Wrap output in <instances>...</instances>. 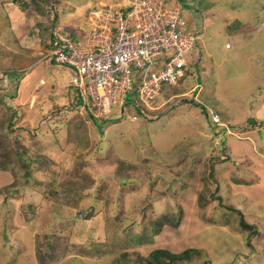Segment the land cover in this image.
<instances>
[{
    "label": "rangeland",
    "instance_id": "374dc122",
    "mask_svg": "<svg viewBox=\"0 0 264 264\" xmlns=\"http://www.w3.org/2000/svg\"><path fill=\"white\" fill-rule=\"evenodd\" d=\"M89 1L0 0V264H130L156 248L197 250L175 264H264V0H168L199 59L140 100L147 117L131 119L128 91L107 121L45 57L56 20L83 36ZM23 146L40 156L30 176Z\"/></svg>",
    "mask_w": 264,
    "mask_h": 264
},
{
    "label": "built area",
    "instance_id": "2783aa9c",
    "mask_svg": "<svg viewBox=\"0 0 264 264\" xmlns=\"http://www.w3.org/2000/svg\"><path fill=\"white\" fill-rule=\"evenodd\" d=\"M88 18L78 27L80 38L53 27L45 57L71 68L76 102L81 98L82 108L93 117L123 110L128 91L138 93L135 105L142 113L140 100L149 106L166 89L178 86L193 67L191 57H200L198 31L179 2L118 0L92 8ZM212 117L220 120L217 112Z\"/></svg>",
    "mask_w": 264,
    "mask_h": 264
},
{
    "label": "trees",
    "instance_id": "16d2710c",
    "mask_svg": "<svg viewBox=\"0 0 264 264\" xmlns=\"http://www.w3.org/2000/svg\"><path fill=\"white\" fill-rule=\"evenodd\" d=\"M15 74V73H14ZM78 94V92H77ZM78 96V95H77ZM76 96V98H77ZM75 106H81L82 104V100L81 98L77 101V102H74ZM135 107H138L135 105ZM138 110V113H140V108H137ZM123 112H120L119 115L120 117L123 116ZM91 115V114H90ZM91 117H93L91 115ZM107 118H102V119H99V118H95V120H100V121H104L106 120ZM254 120V119H253ZM255 122V120H254ZM261 124H264V122H262ZM216 126L218 127V124L216 123ZM232 129H235V130H238V129H241V128H238V126H232ZM221 131L222 133L224 131H226V127H221ZM225 133V132H224ZM222 140H223V143H225V141L227 140L226 137H223L222 136ZM26 147L23 146L22 150H18V155H17V161L22 165V167L25 169V173L26 175L30 176L32 174V171H31V166L33 167V164L36 163V160L40 157L39 155H37L38 158H33L32 156L30 157H27L25 155L26 153ZM226 160L229 158V156H225ZM123 183H126V181H124ZM123 185H120V188H122ZM55 193V192H53ZM118 200H121L122 199V195H118L117 197ZM93 210L89 211L86 215V218L90 217L92 214H93ZM241 222V225L245 228H249V227H255L254 230H252L253 233L250 234L249 238L253 237L255 233L258 232V226L257 225H251V224H247L243 219L240 220ZM251 225V226H250ZM51 235L53 237H55V235L51 232ZM194 251H197L196 249H192V248H187L185 249L183 252H181L180 254H176V253H173L171 252L170 250H167V249H164V248H156L154 250H152L148 257H141V258H137L135 262H132L130 261L131 263L130 264H175V260L177 259V257L181 256L182 259L183 258H186L187 256L191 255V252ZM124 256L126 255L123 254ZM141 259V260H140ZM145 259H147L148 261L145 262Z\"/></svg>",
    "mask_w": 264,
    "mask_h": 264
},
{
    "label": "clouds",
    "instance_id": "9594fccd",
    "mask_svg": "<svg viewBox=\"0 0 264 264\" xmlns=\"http://www.w3.org/2000/svg\"><path fill=\"white\" fill-rule=\"evenodd\" d=\"M118 0H115V1H113V2H108V1H106V0H104V1H102V2H100L99 4H102V3H115V2H117ZM55 2H56V0H55ZM98 4V5H99ZM97 4L96 5H92L91 7H89L88 8V10H87V14H86V17H85V21H86V18L88 17V13H89V11L92 9V8H95V7H97L98 6ZM56 15V14H55ZM84 21V22H85ZM191 24V23H190ZM84 25V24H83ZM192 25V24H191ZM53 27H63L64 28V30H65V25H61V24H59V22L56 20L55 21V23L53 24V26H52V28ZM79 27V26H78ZM193 27V26H192ZM51 28V29H52ZM66 31V30H65ZM66 32H68V31H66ZM68 33H70V34H72L73 33V31H70V32H68ZM73 36H75V34L73 33L72 34ZM48 38H49V36H48ZM199 38H200V36H199ZM198 45H200V41L198 40ZM199 51H200V53L202 52V48H200V46H199ZM51 62H53L52 60H50ZM53 63H55V62H53ZM61 65V64H60ZM71 76V75H70ZM176 95H182V94H175V95H173V96H176ZM126 104V103H125ZM125 104L123 105V110H121V108H120V112H123V113H125V110L127 109L126 107H125ZM149 107H151V106H149ZM113 112V111H112ZM111 112V113H112ZM214 112H217L219 115H220V113L218 112V111H214ZM111 113L109 114V116H102L101 118H99V119H102V118H107L106 120H104V121H107L108 119H110V117H111ZM138 114H140V115H142V116H144V117H147V115H146V112H143L142 111V113H138V110L136 111V113L135 114H133V115H136L137 117L136 118H138ZM133 115L131 116V119H136V118H133ZM211 115H212V113H211ZM89 116L91 117V115L89 114ZM91 118H93V119H95L96 117H91ZM222 116L220 115V120L217 122V121H215L214 119H213V117H212V120H213V122H215V123H217V124H224L223 122H222ZM224 127H226V132L228 131V130H230L231 128H230V126H224Z\"/></svg>",
    "mask_w": 264,
    "mask_h": 264
},
{
    "label": "crops",
    "instance_id": "0c3cea01",
    "mask_svg": "<svg viewBox=\"0 0 264 264\" xmlns=\"http://www.w3.org/2000/svg\"><path fill=\"white\" fill-rule=\"evenodd\" d=\"M102 1H104V0H90L86 5H88V4H93V5L97 4L98 5ZM84 21H85V18H84L83 22L79 26L83 25ZM63 25H65V24L63 23Z\"/></svg>",
    "mask_w": 264,
    "mask_h": 264
}]
</instances>
